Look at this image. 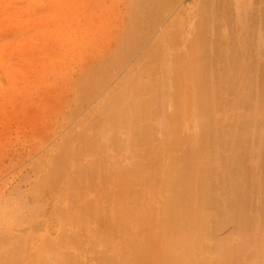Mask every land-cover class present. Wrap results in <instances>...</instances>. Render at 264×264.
Wrapping results in <instances>:
<instances>
[{
  "label": "rangeland",
  "instance_id": "rangeland-1",
  "mask_svg": "<svg viewBox=\"0 0 264 264\" xmlns=\"http://www.w3.org/2000/svg\"><path fill=\"white\" fill-rule=\"evenodd\" d=\"M130 1L131 0H56V4L60 5L59 7L67 8L66 11L68 16L70 13L74 14L70 26L65 28V31L68 32L69 36V41L65 48H60L58 46L57 42H59L60 37L54 33L52 35V38L57 39L56 43L55 41L53 44L51 43L52 45L50 49L56 51H51L53 53L50 54L57 56L58 59L39 60L40 58H38L35 61L28 60L22 65L13 62L12 66L17 70L15 77H6L0 72V219H4L7 224L9 223L7 229L9 232L8 235L13 237V241L7 243V246L4 247L5 250L0 251V264H46L47 262H45L43 258L46 259L48 253L53 256H60V254L66 256L68 254L69 257H72L76 253L81 256L89 255L87 257H90L93 249H104V247L107 246L105 244L108 243H111V247L116 246L115 248L117 250L121 249L126 251V258L128 261L131 259V262L129 261L131 264L132 262H139L138 264H162L165 262L166 257L158 244L160 240H157L158 237L156 236L153 223L142 224L143 222L141 223L138 221L134 226L135 232H132L133 235H136L147 244L145 255L143 256L140 252H137L134 249L132 250L128 248L127 251L124 249L125 247H120V245H118L119 240L108 233H111V226L109 225H112L115 217L119 215V213L115 214V212L121 211L120 213H122L126 209V212H123L125 215L128 209L131 210L137 208L136 204H132L129 201L130 199L128 200L129 202H127L128 204H131L128 205L131 206L130 208L126 206V203H124V206L122 204L123 202H118L119 205L117 204V206L115 205V202H117L120 197H124L125 192V197L128 195L127 197L133 196L132 198H135L139 195L137 192L140 190H149L153 183L154 175H156L165 164L168 152L169 154L173 153V143L177 142L179 146H183L186 145V143L188 144V141L189 143L192 142V139L194 138H192L193 133H197V128L195 130L193 126H197V122L201 118L200 113L198 114L195 111H199V104H201L199 102L201 99L200 97H203L204 94H206L207 98L209 97V100H212L211 102H213L214 105L216 104L214 106L215 109L217 108V112L215 111L217 116L216 119H222V121L219 122L223 127L228 126L226 129H229V124L234 123L237 119L238 121L244 118L248 120L255 119L260 122L264 119V109L261 108V105L258 102L259 100H257L259 89L256 90L255 81H253L255 76L264 73V67H261L264 66V20L261 19L262 17L264 19V0H224L223 9H220L221 11H219L221 14L220 23L222 26L215 27L216 29L213 32H210V35L208 36L209 42L206 41V43L201 46L198 45L199 39L196 40L195 43L191 44L190 42L191 39L196 37L197 33L195 22L198 20L199 0H167V2L169 1V5L171 4V1L173 2L170 5V9L168 8V3H165V17L168 16L166 19L167 21L165 22L166 24L163 25V27H154L157 28V30L150 33V37L148 36L142 50L137 54H132L133 56L126 57L127 55L124 56L125 51H122V49L124 47L123 42L125 40V32L128 28L125 23V18ZM53 8H49V6L45 4L40 10L38 9V11L27 15L25 2H22L21 0H11L10 2L1 0L0 19L4 22L3 33L8 36L11 33H14L17 24L22 21L21 23L28 24L29 30L26 34L27 39L29 41L36 40L41 42L42 37L45 36L43 35L45 30L40 27L35 28L36 23L34 20L37 19L42 23L49 24L50 27H55L56 23L53 24L55 22L53 17L50 20L47 17L56 11L55 8ZM65 12L62 16H65ZM172 21L176 22V27H164ZM165 31H172L173 37L176 39H171L170 41H172V43L161 39V47L158 49L159 51L157 50L156 52L151 46L158 41V38L161 37L160 35H164ZM22 38L23 37L21 36H17L13 40L14 42H20ZM174 41L176 42L174 43ZM168 43H171V45ZM204 45H206L205 47H207L208 52ZM197 54L201 56L198 57ZM110 56L111 83L106 89H101V91H103L102 93L104 94L111 89V100H113V98L116 100L115 95L116 97L121 95V97L124 98L129 90H136L139 86H143V93L149 100L147 101L148 105L150 101L154 102V104L150 102L154 106L150 105V107L147 105L150 108L149 110L147 109L148 112L147 115L144 116V122L140 123L141 126H143V124L149 125L147 128H145L146 126H143L147 129L145 134L138 133V137L135 135L136 138L133 136L134 138H132V140H129L128 142L126 141V147L124 146L123 150L120 149V147L117 149L118 146L113 144V142H111L112 146L110 147L109 144H101V146L99 145L100 142H97L96 137L101 134L102 127L95 123L93 118L94 115H96L99 98L94 97L77 106L79 100L78 97L84 94V89L82 87L84 77L87 74L93 73L95 69L103 67L105 64L108 65ZM173 58L177 59L174 60ZM124 60L127 63H125ZM150 62L151 64H149ZM205 62H207L206 70ZM201 63L204 65V68ZM196 64L198 67L201 65V68L196 67ZM141 65L143 66V69H141ZM163 65L164 67L162 68ZM169 65L170 67L168 69ZM235 66L236 68H234ZM173 67L176 68L174 69ZM172 69L174 71H172ZM197 69L198 72H196ZM202 70L206 72L205 76L203 75L204 71L202 72ZM195 73H200L201 75L198 74L196 76ZM192 75L194 76L192 77ZM134 79L136 80L133 81ZM201 79L204 81H199ZM196 81L198 82L195 83ZM205 82L206 84H204ZM201 83L204 86H201ZM160 85L161 87L159 89L158 87ZM205 85H207V88L209 89L208 93L206 92L208 90ZM217 86L218 88H216ZM173 88L178 89L182 94L177 93V90H175L178 95L175 97V92L171 95L170 92L172 93L174 91ZM204 88L206 90L205 92L202 91ZM196 89L198 90L196 91ZM199 89L200 93H198ZM186 90L188 91L187 94L185 93ZM56 92L58 93L56 98L52 99V95ZM148 92L150 93L148 94ZM154 94L155 96L153 97ZM195 95L197 98H195ZM214 95L218 98H214ZM163 100H166L169 104ZM195 100L199 101L194 102ZM118 101L116 100L117 103H119ZM249 102H252V104ZM157 103L162 107H159ZM162 103L163 105L166 103L169 107H167L166 104L163 106ZM248 103L251 106L247 105ZM195 104L198 106L196 107ZM244 105H246V108ZM157 106L158 109L162 108V112L159 110L160 115H156L158 114V110H156V114H153V111H155L154 109H157ZM257 106H259V110ZM164 108L167 110H164ZM173 108L178 111L175 112L179 117L178 115H174L175 112ZM164 112H167L168 114L171 113V118H169L167 116L168 114ZM195 113L196 118L197 115L199 116L198 121L195 118ZM185 114H187V116H185ZM166 118L171 121L168 120V122ZM184 118H186L187 123L184 121ZM192 118L194 119V122L191 121ZM182 120L184 121L185 126L183 129V123H181L183 122ZM173 121H175V123ZM155 122H157L158 125H156ZM189 122L193 124L191 125ZM170 123H172L171 125H174L171 126ZM93 124L94 129H92ZM152 125L155 127H152ZM176 125L178 126L176 127ZM257 125L259 126V124ZM189 126L194 128L195 131H193V133L189 132V129H191L190 131L193 130L192 128H189ZM96 128L97 133L95 132ZM99 128L101 132H98ZM156 128L159 129H157L158 132H156ZM180 128L183 132L180 131ZM253 128H255V126ZM175 129L177 130V133L179 131V134L173 135L176 132ZM184 129L189 132L191 136L187 132V134H185ZM255 129L258 130L257 127ZM259 129L261 132H264V125H261ZM82 131H86V134L83 136ZM162 131L165 132L164 134H166V137ZM172 131H174L173 134ZM153 133H156L155 135H157V137H154L155 135ZM157 133H159V135ZM140 134H142V136ZM147 134L151 136L150 139L146 138L148 136ZM87 137L92 139L96 138V140L91 141L89 139L90 141L86 142ZM79 138L82 139L80 140ZM138 138L141 139L140 142H138ZM164 139L166 141H164ZM65 140H68L67 145L65 144ZM134 140L139 144H145L146 142L145 145H147V143L148 145L147 147L145 145H138ZM81 142H83V144ZM91 142H94L96 146ZM129 142H131L132 145L129 144ZM88 143L91 144L89 145ZM135 144L139 147H136ZM107 145L109 149L108 147L106 148ZM150 145L152 146L151 149L149 148ZM156 145L158 146L156 147ZM90 146L93 148L91 149ZM94 146L97 148L94 149ZM101 147L103 148L99 149ZM131 147H133V151L135 150L134 152H131ZM81 148H84L85 152L82 151L83 149L81 150ZM138 149H140V151L142 149L143 151L140 152ZM144 149H150V151L148 152ZM100 150L101 152H99ZM117 150H119V152H117ZM120 150L122 151L120 152ZM89 151H92L91 154ZM97 152L99 154H97ZM78 153L83 155H78ZM92 153H95L96 158ZM135 153L136 156L134 155ZM100 154L102 157H99L98 159ZM137 154L142 156L137 158ZM108 155H110L111 158ZM63 158L66 161H64ZM104 158L109 159V163H106ZM103 159L105 160L104 163L106 166H104ZM92 162H94V164ZM101 162L103 163V167H101L102 169L100 168ZM243 162L245 161L243 160ZM110 163L114 166L111 167ZM131 163L132 165H130ZM134 163L136 165L140 164L139 166L141 168H139V166L136 167ZM84 165H87V170L86 168H83ZM132 166L134 169L129 170L128 168L132 169ZM55 167L61 169V171H58L59 169L57 170ZM110 168H113L112 170L115 171V173H113V171L112 173L111 171H108ZM124 168L129 171L127 173L124 172ZM135 168L138 169L140 174ZM52 169L54 172L53 175L52 172H50ZM62 169L64 173L62 172ZM81 169L84 170V172H79ZM121 169L124 170L122 171ZM117 170L119 171L118 174ZM75 171L79 172V174ZM120 171L124 173H120ZM86 173H89L90 175ZM62 174L65 175L63 176ZM81 174L85 175L81 176ZM92 174L94 175L92 176ZM122 176H124L125 179ZM125 176L129 177L127 178L128 180H126ZM89 177L92 178L89 179ZM80 179L85 180V184H82L84 181L81 182ZM93 180H95L94 184L96 186L93 184ZM131 180L134 184L130 183ZM104 182L107 184H104ZM80 184L84 187H81ZM88 185L92 186L88 187ZM102 187L105 188L103 189ZM247 188L244 190L242 188L237 189L238 191L235 188H229V190L226 188L223 190L227 197L221 203L220 208H223V210H221L225 213L226 211L229 213L225 214L223 212L224 214L221 223L216 222V219L214 218L215 211H209V232L212 234H209V236H213V234L214 236L212 238L210 237L211 241H208V264H216V260L217 264H264V244L262 245V242H260V240L264 241V237H262L264 236V218H262V216L264 217V191L260 192L256 189L254 190V188H248L247 190ZM122 190L123 192L125 190V192H120L122 194H120L119 197L117 193ZM242 190L243 192H241ZM260 196L263 197V200ZM151 198L152 197L150 196L148 200H151ZM234 198H236L235 201ZM253 200H255V202ZM246 202L251 203L248 205ZM114 206L117 208L113 209ZM79 211H81V215L79 214ZM89 212L90 215H87ZM236 214L238 217H236ZM84 215L86 218H84ZM91 215L93 216V220H90V218H92ZM97 216L99 220L97 219ZM125 216L127 217H123L124 219L129 218V214ZM224 216H226V219H224ZM71 220L72 222H76L72 224ZM108 221H110V223ZM84 222L86 224H84ZM133 223L135 224V222ZM254 223V227L251 226ZM4 224L5 222H2L0 224L1 227H3ZM83 228L85 230H83ZM79 230L80 232H78ZM102 231L103 236H106L103 240L110 237L105 242L102 240ZM211 231L213 233H211ZM226 236L228 237L226 238ZM257 236H260V238ZM143 237L145 239H143ZM152 237L154 238L155 243H153ZM113 238L116 240L114 241ZM214 238L215 240L217 238V241L214 242ZM147 239H150V241L147 242ZM64 240L68 243L64 242ZM107 241L108 243H106ZM73 243L76 244L74 245ZM252 243H256V245ZM94 244H97L98 246L94 247ZM211 249L214 250L211 251ZM256 251L258 253H256ZM12 252L13 254H11ZM222 252L225 257H227V254L230 256V259L229 257L228 259L232 260H228V262L226 260L227 258L224 259ZM234 252L236 255H234ZM132 253L138 257L132 255ZM3 254L5 256H2ZM232 255L236 261L233 260L234 258L231 257ZM34 258L35 260L37 258L39 262L33 260ZM139 258L141 260H139ZM220 258H222L221 261ZM132 259H134V261ZM60 260H63L62 257ZM58 263L60 264L59 261L57 264Z\"/></svg>",
  "mask_w": 264,
  "mask_h": 264
},
{
  "label": "bare ground",
  "instance_id": "bare-ground-1",
  "mask_svg": "<svg viewBox=\"0 0 264 264\" xmlns=\"http://www.w3.org/2000/svg\"><path fill=\"white\" fill-rule=\"evenodd\" d=\"M6 1L10 2L11 0H6ZM21 1L26 3V10H27L26 14L27 15L29 13H33V12L38 11V9L40 10L45 4H47L49 6V8H53L54 7L56 11L53 12L52 15L47 16V17H48L49 20L53 17V20L55 21L53 24L56 23V25H55V27H50L49 24H47V23L46 24L42 23L40 20H37V19L34 20L35 23H36L35 28L40 27L43 30H45L44 34H43L45 36L42 37V41L41 42H38L36 40L29 41L27 39L26 34L28 33V30H29L28 24L21 23L22 21L19 22V24H17V27H15L16 30H15L14 33H11L9 36L5 35V33H3L4 32V27H3L4 22H3L2 19H0V72H2V74L5 75L6 77L7 76L15 77V74H16L17 70L13 68V66H12L13 62L14 63L17 62L18 64L22 65L28 60L35 61L38 58H40L39 60H44V59L52 60L54 58H57V56L50 54V53H53V52L56 51V50H51L50 49V47L53 44V42L55 41V43H56V39H57V38H52V35L54 33L55 35L59 36L60 39H59V42H57L58 46L60 48H65L67 43H68V41H69L68 32L65 31V28L69 27L71 22L73 21L72 17H73L74 14L70 13L69 16H68L67 11H66L67 8L59 7L60 5L56 4V0H21ZM173 1H171V4H172ZM166 2H167V0H131L130 1L129 8H128L127 12H126V18H125L126 19L125 23L127 24L128 28L126 29L125 40L123 42V46L124 47H123L122 51L123 50L125 51L124 52L125 55L123 54L124 56L127 55L126 57H129V56H133L132 54H134V53L137 54L138 52H140V50H142L143 45L146 43V40L148 39V36L150 35V33H152V31H154V30L155 31L157 30V28H154V27H163V25L166 24L165 22L167 21L166 19L168 18V16L165 17V15H166L165 14V3ZM167 3H168L169 7L167 5L166 6L170 9V5L171 4L169 5V1ZM223 3H224V0H199L198 20L195 22V29H196L197 33H196V37H194V39L190 40L191 44L195 43L196 40H198V39H199V42L198 41L197 42H198V45H200V46L203 45L204 43H206V41L209 42L208 41V38H209L208 36L210 35V32H213L216 29L215 27H221L222 26V24L220 23L221 14L219 13V11H221L223 9V6H224ZM64 12H65V16H62V14ZM164 17H165V19H164ZM254 17H256V16H254ZM261 19L264 20L263 17ZM175 23H176L175 21H172V22L168 23L164 27H176ZM46 25H48V26H46ZM77 27H79V26H77ZM52 31H55V32H52ZM175 33H177V32H175ZM17 36H21L23 38L25 36V38L24 39L22 38V40L20 42H14L13 39L15 37H17ZM160 36L161 37L158 38V41L156 43H154V45L151 46L154 49V51H156V52L161 47V39L164 40V41H167V42L170 41L171 39L172 40L176 39V38L174 39L172 31H169V32L165 31L164 35H160ZM170 42L172 43V41H170ZM175 42L176 41H174V43ZM171 43H168V44L171 45ZM71 44H73V43H71ZM206 45H204V47ZM205 49L208 52L207 47H205ZM51 51H53V52H51ZM107 52H108V50H107ZM175 54H172V55H175ZM201 55H202V53H201ZM201 55H198V57H200ZM124 56H123V58H124ZM174 57H176V56H174ZM173 59L176 60L177 58L176 59L173 58ZM175 62H177V61H175ZM175 62H173V63H175ZM125 63H127V62L125 61ZM195 63H197V62H195ZM149 64H151V62ZM206 64H207V62H205V65ZM166 65H165V67H166ZM263 65H264V63H263ZM203 66L204 65L202 64V67ZM140 67H141V69H143L142 65ZM163 67H164V65L162 66V68ZM169 67H170V65L168 66V69H169ZM196 67H198L197 64H196ZM208 67H209V65H208ZM261 67H264V66H261ZM173 68L175 69L176 67H173ZM234 68H236V66ZM234 68H232V69H234ZM206 69H207V65H206L205 70ZM172 71H174V70L172 69ZM200 71H201V69H200ZM203 71L204 70H202V72ZM196 72H198V69H197ZM214 72H216V71H214ZM200 73H195V74L197 76ZM205 74H206V72L204 71L203 75L205 76ZM163 75H165V74H163ZM187 76H188V74H187ZM193 76L194 75H192V77ZM216 76H218V75H216ZM167 77H168V74H167ZM174 78H176V77H174ZM136 79H134L133 81H135ZM217 80H218V78H217ZM199 81H204V80L201 79ZM253 81H255L256 90L259 89L258 90L259 93H258V96H257L258 97L257 100H259L258 102L261 105V108L264 109V73H261V74L255 76ZM197 82L198 81H196L195 83H197ZM215 82H217V81H215ZM251 82H252V80H251ZM110 83H111V56H110L108 65L105 64L103 67H99V68L95 69L93 71V73L87 74L84 77L83 84H82V87L84 89V94H82L80 97H78L79 100H78L77 106L81 105L85 101H87L89 99H92L94 97L95 98H99V100L97 102L96 115H94V118L92 117L94 122L102 127L101 128L102 132L100 131V128L98 130V132L100 131L101 134L99 133L100 135H98L97 137L95 136L97 138V142L98 141L100 142L99 145H101V144L102 145L109 144V147L112 146L111 142H113V144L118 146L117 149H119V147H120V149L123 150L126 141L128 142L129 140H132V138H134V137L136 138V136L138 137V135H137L138 133H144L145 134V132L147 130L145 128H147V126H149V125H147L146 123H145L146 125L143 124L144 127L146 126L144 128L143 126L140 125V123L144 122L143 119H144V116L147 115V112H148L147 109L149 110V108L154 104V102L150 101L153 104H151L149 102V105H148V103H147V101H149L148 97H146L145 94L143 93L144 92V87L143 86H139V88L136 89V90H132V91L129 90L127 92V94H126V97H124V98H122L121 95H118V97H116V95H115V99L117 101L122 99V100L118 101L119 103H117L116 100H114V98H113V100H111V89H109V91H107L104 94L102 93L103 91H101V89L104 90L107 87H109ZM161 83H163V82H161ZM202 83H201V86L203 85ZM186 84H188V83H186ZM204 84H206V82ZM216 85H217V83H216ZM199 86H200V84H199ZM160 87H161V85L158 88L160 89ZM205 87L207 88V85H205ZM196 88H198V87H196ZM216 88H218V86ZM164 89H163V91H164ZM175 90H177V93H181V92H179L178 89H174V91L172 93L170 92L171 95H173V93L175 92L174 94H176L175 95V97H176L178 94L176 93ZM197 90L198 89H196V91ZM207 90L208 91H206L205 88L202 89V91H204V92L206 91L208 93L209 89L207 88ZM157 91H158V89H157ZM196 91H195V93H196ZM215 91H216V89H215ZM187 92L188 91L186 90L185 93L187 94ZM189 92H191V91H189ZM204 92H203V94H204ZM217 92H218V89H217ZM149 93L150 92H148V94ZM198 93H200V89H199ZM57 94H58L57 92L54 93L52 95V99L56 98ZM215 95H216V93H215ZM215 95H214V98L217 97ZM154 96H155V94L153 95V97ZM195 98H197V96ZM200 98H199L200 101L199 100H195L194 101V102H196V101L198 102L199 101L201 103V104H199V107H200L199 111L198 112L195 111L198 114L200 113V116H201L200 119L198 118L199 117L198 115H197V118H196V113H195L196 120L198 121V119H199L198 122L196 121L197 122V126L196 125H195L196 127L193 126L195 128V130L197 128V130H196L197 133L196 134H195V132L193 133V131H195L194 128L189 126V128L193 129L192 131H190L191 129H189V132L193 133L192 138L194 137L193 138L194 140L192 139V142H190V143L188 141V144L186 143V145H183V146H179V144L177 142L173 143V147H174L172 149L173 153L169 154V152H168L167 157H166V162L161 167L160 171L156 175H154L153 183H152L151 187L149 188V190L148 189H146L144 191L143 190H140V191L138 190L141 193L137 192L139 194L138 196L135 193L136 196H137V197L134 196L135 198H132L133 197L132 195L134 193L132 195H130L132 197H127L128 196L127 194H126L127 196L125 197V193H126L125 190H124L125 193L123 192V190L119 191V193H117L118 196L120 197V194H122L120 192H123L124 193V197H122V198L120 197L117 200V202H115V205H117V204L119 205L118 202H120V203L123 202L122 203L123 205H124V203H126L127 204L126 206H128V205H131L130 203L129 204L127 203V202L130 201L132 204L133 203L136 204L137 208L131 209V210L128 209L129 212L127 210V213L129 214V218L128 219H126V218L124 219L123 218V217H127L125 215H128L127 213L124 215V213L126 212V209L123 211L124 213L122 212L123 214L120 213L121 211L115 212V214L119 213V215H117V217H115V219L116 218L117 219L116 220L114 219L113 224L109 225V226H111V229H110L111 233L110 232H108V233L111 234L114 238H117L119 240L118 245H120V247H123V248L125 247L124 248L125 250H127L128 248L132 249V250L134 249L135 251L140 252V254L143 256V255H145L147 244H146V242L144 243L142 241V239H139L136 235H133L132 232H135L134 231V226L137 224L138 221H140L141 223L143 222L142 224L153 223L154 229L156 231V236L158 237L157 240L158 239L160 240L158 244H159L162 252L164 253V256L166 257L165 262H163L162 264H208V259H209L208 258V250H209L208 249V241H211L210 237L212 238L214 236V234H213V236H209V234H210V232H209V211H211V210L213 211L214 210L215 211V217L214 218L216 219V222L217 223H221L222 222L223 214L225 212L222 211L223 208H220V206H221V203L227 197L226 194L223 192V190L226 189V188L228 190H229V188H235L237 190V189H240V188L243 189L244 187L245 188L248 187V188H251V189L254 188V190L256 189V190H258L260 192L264 191V132H261L260 129H259V127L261 125H264V119H263L264 117L262 118L263 120H261V122L258 119H257L258 121H256L255 119L248 120L246 118L238 121V119H237L236 121H234V123L229 124L230 125L229 129H226V127H228V126H226V127L224 126L223 127V125H221L220 122H219V121H222V119L221 120L216 119L217 116L215 114V111H216L217 108L215 109V107H214L216 104L214 105V103L211 102L212 100H209V97L207 98L206 94H204V96L200 97ZM186 99H185V101H186ZM163 101L165 102L166 100H163ZM252 102H249V103L252 104ZM163 103H162V105H163ZM249 103L247 105H249ZM167 104H169V103L167 102ZM167 104H166V106H167ZM174 104H176V103H174ZM240 104H241V102H240ZM147 105L148 106L151 105V106L148 107ZM157 105H159V104L157 103ZM195 106H196V104H195ZM244 106L246 108V105H244ZM249 106H251V105H249ZM159 107H162V106L159 105ZM167 107H169V106H167ZM182 107H181V109H182ZM257 107H258V110H259V106H257ZM156 108L157 109H154L155 111H153V114L154 113L156 114L157 113L156 110H158V114H156V115H160L159 114V110H160V112H162L161 111L162 108L158 109V106ZM192 109H194V108H192ZM164 110H167V109L164 108ZM173 110H174V108H173ZM175 111L176 110H174V112ZM176 112H178V111H176ZM176 112H175L174 115H178V114H176ZM164 113H167V112H164ZM170 115H171V113H169L167 116L169 118H171ZM185 116H187V114H185ZM157 117H159V116H157ZM178 117H179V115H178ZM178 117H176V118H178ZM181 119H183V118H181ZM192 119H191V121L194 122V119L193 120ZM168 120L169 119H167V121ZM162 121H163V119H162ZM169 121H171V120H169ZM184 121L187 123L186 118H184ZM184 121L181 122V123H183L182 129H183V127H185L184 126ZM228 121H230V120H228ZM90 122H91V120H90ZM173 122L175 123V121H173ZM189 123L191 125L193 124L191 122H189ZM155 124L158 125L157 122H155ZM171 124L172 123H170V125ZM177 124H179V123H177ZM257 124H259V126ZM173 125H171V126H173ZM177 126L178 125H176V127ZM254 126H255V128L257 127L259 131L257 129H255V128H253ZM87 127H89V126H87ZM93 127H94V124L92 126V129H94ZM152 127H155V126L152 125ZM180 127H181V125H180ZM97 128H96L95 132L97 131ZM158 128L155 129L156 132H158V130L160 129V128L159 129ZM172 128H174V127H172ZM251 128H253V129H251ZM182 129L180 131H182ZM171 130H173V129H171ZM186 130H187V128H186ZM186 130L184 129L185 134L189 133ZM175 131H176L175 133H174V131H172V134L174 133L173 135L179 134V131H178V133H177L176 129H175ZM182 132H180V133H182ZM164 133L165 132H163V134ZM85 134H86V131L83 132L82 136L85 135ZM153 134L155 135L156 133H153ZM157 134L159 135V133H157ZM140 135L142 136V134H140ZM154 135H152V136H154ZM164 135L166 137V134H164ZM80 136H81V134H80ZM125 136H126V138H125ZM190 136H191V134H190ZM150 137L151 136L148 135L146 138L150 139ZM154 137H157V135H155ZM177 137H179V136H177ZM96 138L92 139V138H88L87 137L86 138L87 139L86 142L87 141L89 142L90 140L91 141L92 140H96ZM79 139L81 140L82 138H79ZM137 140H139L138 142H140L141 139L138 138ZM67 141L68 140H65V144L66 145H67ZM69 141H70V139H69ZM134 141L136 142V140H134ZM164 141H166V140L164 139ZM138 142H136V143H138ZM151 142H153V141H151ZM170 142H172V141H170ZM81 143L83 144V142H81ZM91 143H93L95 145L94 142H91ZM91 143H88V144L90 145ZM156 143H157V141H156ZM93 144H92V146H93ZM129 144L132 145L131 142H129ZM145 144H146V142H145ZM145 144H141V143L139 144L138 143V145H145ZM135 145H136V147H139V146H137V144H135ZM147 145H148V143H147ZM147 145H145V146L147 147ZM95 146H94V149L97 148ZM157 146L158 145H156V147ZM107 147H108V145L106 146V148ZM109 147H108V149H109ZM151 147L152 146L150 145L149 148L151 149ZM90 148H91V146H90ZM102 148L103 147H101L99 149H102ZM132 148L133 147H131V149ZM66 149H68V148H66ZM88 149H89V147H88ZM147 149H144V150L146 151ZM150 149L147 150V151L149 152ZM81 150L85 152L84 148H81ZM112 150H113V148H112ZM122 150H120V152ZM138 150L140 151V149H138ZM82 151H79V152H82ZM92 151H89L90 154H91ZM125 151L127 152L126 149H125ZM134 151L132 149L131 152H134ZM142 151L143 150L141 149L140 152H142ZM170 151H171V149H170ZM99 152H101V150ZM103 152H104V149H103ZM117 152H119V150H117ZM144 153H146V152H144ZM153 153H154V151H153ZM80 154L81 153H78V155H80ZM97 154H99V153L97 152ZM104 154H105V152H104ZM81 155H83V154H81ZM117 155H118V153H117ZM134 155L136 156V153ZM93 156H95V153L93 154ZM108 156L111 158L110 155H108ZM139 156L141 157L142 155L139 154L137 156V158H139ZM99 157H102L101 154H100V156H98V159H99ZM95 158H96V156H95ZM74 159H76V158H74ZM104 159L106 160V163L109 160L107 158H104ZM104 159H103V163L105 162ZM80 160H81V158H80ZM243 160L246 163L243 162ZM64 161H66V160L64 159ZM94 162H92V163L94 164ZM103 163L102 162L100 163V168L103 167L102 166ZM121 163H123V162H121ZM93 164H92V166H93ZM110 165H111V167L114 166V165L112 166L111 163H110ZM130 165H132V163ZM139 165L140 164L136 165V167H138ZM86 166L87 165H84L83 168H86V170H87ZM94 166H96V165H94ZM104 166H106V164ZM89 168H91V167H89ZM139 168H141V167L139 166ZM55 169L58 170L59 168L55 167ZM64 169H66V168H64ZM82 169L79 172H81V171L84 172V170H82ZM105 169H106V167H105ZM112 169L113 168H110V170H108V171H111V173H112V171H113ZM124 169H121V170L123 171ZM128 169L129 170H133L134 167L132 169H130V168H128ZM135 169H137V168H135ZM143 169H145V168H143ZM89 170H91V169H89ZM129 170L125 169L124 172L127 173ZM58 171H61V169H59ZM137 171H138V169H137ZM50 172H52V175H53V173H54L53 169H52V171L50 170ZM62 172H63V169H62ZM79 172H76V173L79 174ZM124 172L120 171V173H124ZM89 173H86V174H89ZM113 173H115V171H113ZM118 173H119V171L117 170V174ZM138 173H139V171H138ZM141 174H142V172H141ZM84 175L81 174V176H84ZM89 175H87V176H89ZM93 175L94 174H92V176ZM77 177H78V175H77ZM122 177L124 178V176H122ZM125 177H126V180H128L127 178H129V177H127V176H125ZM135 177H137V176H135ZM139 177H140V175H139ZM91 178L89 177V179H91ZM110 179H111V177H110ZM110 179H108V180H110ZM95 180H93V184H94ZM103 180H105V179H103ZM82 181H84V183ZM81 182H82V184H85V180H81ZM119 182H121V181H119ZM132 182L133 181L131 180L130 183H132ZM107 183H109V182H107ZM107 183L104 182V184H107ZM127 183H128V181H127ZM130 183H129V185H130ZM56 184H58V183H56ZM88 184H90V183H88ZM132 184H134V183H132ZM77 185H79V184H77ZM92 185H90V186H92ZM137 185H139V184H137ZM80 186H81V184H80ZM90 186L88 185V187H90ZM81 187H84V186H81ZM248 188H247V190H248ZM99 190H100V188H99ZM243 190L241 192H243ZM131 193H132V191H131ZM239 193H240V191H239ZM108 195H110V194H108ZM237 195H238V193H237ZM118 196H117V198H118ZM150 196L152 198H151V200H148V198ZM108 197H107V199H108ZM263 197L260 196L261 199ZM105 198H106V196H105ZM235 199L236 198H234V201H235ZM250 199H252V198H250ZM258 200H259V198H258ZM234 201H231V202H234ZM244 201H246V200H244ZM247 201H249V200H247ZM253 201L255 202V200H253ZM75 202H77V201H75ZM249 203H251V202H249ZM249 203L246 202V204H248V205H249ZM122 204H121V206H122ZM260 204H261V202H260ZM260 204H259V206H260ZM91 205H93V204H91ZM237 205H238V203H237ZM250 206H251V204H250ZM87 207H89V206H87ZM114 207H113V209L117 208L116 206H114ZM128 207L130 208L131 206H128ZM86 209H84V210H86ZM92 209H93V207H92ZM106 209H105V211H106ZM239 209H238V211H239ZM101 210H103V209H101ZM251 210H252V208H251ZM229 211H231V210H229ZM80 213H81V211H79V214ZM96 213H97V211H96ZM226 213H229V212L226 211ZM212 214H214V213H212ZM233 214H235V213H233ZM87 215H90V212H89V214L87 213ZM92 215H94V214H92ZM100 215H98V216H100ZM240 215H241V213H240ZM98 216H97V219H98ZM87 217H89V216H87ZM225 217L226 216H224V219H226ZM236 217H238L237 214H236ZM84 218H86V216ZM230 218H231V216H230ZM262 218H264V217L262 216ZM91 219L93 220V216H92V218H90V220ZM241 221H242V219H241ZM2 222H5V224H4L3 227H1V225H0V251L1 250H5L4 247L7 246V243H10L11 241H13V237L8 235L9 232H8L7 229L9 227V223L7 224L4 219H0V224ZM71 222H72V220H71ZM75 222H72V224L75 223ZM105 222H107V221H105ZM108 222L110 223V221H108ZM133 222H135V224ZM225 222H227V221H225ZM86 223H87V221H86ZM86 223L84 222V224H86ZM67 225H68V223H67ZM90 225H91V222H90ZM104 225H106V224H104ZM254 225H255V223L253 225H251V226L254 227ZM253 227H252V229H253ZM261 228H263V227H261ZM108 229H109V227H108ZM80 230L78 232H80ZM83 230H85V229L83 228ZM95 232H96V230H95ZM105 232H104V234H105ZM211 233H213V232L211 231ZM72 234H71V236H72ZM215 234H217V233H215ZM235 234L237 235L236 232H235ZM92 235H94V234H92ZM101 235L103 236V231L101 232ZM210 235H212V234H210ZM112 236H111V238H112ZM95 237H97V236H95ZM105 237L106 236H103L102 240ZM227 237L228 236H226V238ZM257 237L260 238V236H257ZM262 237H264V236H262ZM114 238H113V240H114ZM248 238H250V237H248ZM108 239H106V240H108ZM143 239H145V238L143 237ZM208 239H210V240H208ZM220 239H221V237H220ZM254 239H255V236H254ZM73 240H75V239H73ZM106 240H103V241L105 242ZM148 241H150V239H147V242ZM152 241H153V243H155L154 242L155 241L154 238H153ZM152 241H151V243H152ZM213 241L214 242L217 241V238H216V240L214 238ZM64 242H67V241L64 240ZM224 242H226V241H224ZM260 242H262V245L264 244L263 240L262 241L260 240ZM106 243H108V241ZM252 244L256 245V243H252ZM105 245H107V246H105L106 248L104 247V249H100V248L98 250L93 249L91 251L90 257H87L89 255H82L81 256V255H78L76 253L72 257H69L68 254L66 256L65 255H61V254H60V256H57V255L53 256L52 254L48 253L47 256H46V259L45 258H43V259H44L45 262H47L46 264H57L58 261L60 262V264H131L130 263L131 259H129V261H130L129 262L128 259L126 258V256H127L125 254L126 251L121 250V249L117 250L115 248L116 246H112L111 247V243H108V244H105ZM97 246H98L97 244H94V247H97ZM234 247H236V246H234ZM253 248H255V247H253ZM42 250H44V249H42ZM213 250L211 249V251H213ZM211 251H209V252H211ZM8 252H9V250H8ZM14 252H15V250H14ZM223 252H222L223 258L224 259L227 258L226 260L228 261L230 259V256H228L226 254L227 257H225ZM211 253H214V252H211ZM256 253H258V252L256 251ZM11 254H13V252ZM132 255L137 256V255H135L133 253H132ZM146 255H149V254H146ZM234 255H236L235 252H234ZM2 256H5V255L3 254ZM36 257H38V256H36ZM61 257H62L63 260H60ZM213 257H214V255H213ZM228 257H229V259H228ZM231 257H233V255ZM43 259H42V261H43ZM33 260H35V258ZM132 260L134 261V259H132ZM139 260H141V259L139 258ZM150 260H152V259H150ZM221 260H222V258H220V261ZM231 260H229V261H231ZM233 260L236 261L235 258ZM35 261L39 262V260H37V258H36ZM138 263H133L132 262V264H138ZM216 264H217V260H216ZM226 264H228V263H226ZM261 264H263V263H261Z\"/></svg>",
  "mask_w": 264,
  "mask_h": 264
}]
</instances>
